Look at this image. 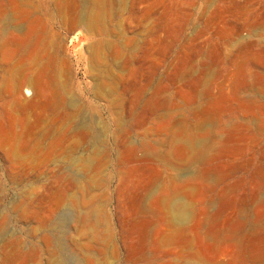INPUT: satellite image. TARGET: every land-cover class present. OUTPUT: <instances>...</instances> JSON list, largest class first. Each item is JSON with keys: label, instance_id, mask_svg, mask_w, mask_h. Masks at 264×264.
<instances>
[{"label": "rangeland", "instance_id": "1", "mask_svg": "<svg viewBox=\"0 0 264 264\" xmlns=\"http://www.w3.org/2000/svg\"><path fill=\"white\" fill-rule=\"evenodd\" d=\"M0 264H264V0H0Z\"/></svg>", "mask_w": 264, "mask_h": 264}, {"label": "bare ground", "instance_id": "2", "mask_svg": "<svg viewBox=\"0 0 264 264\" xmlns=\"http://www.w3.org/2000/svg\"><path fill=\"white\" fill-rule=\"evenodd\" d=\"M34 72H35V71H34ZM30 77H31V76H30ZM32 77H33V76H32ZM28 78H29V77H28ZM31 81H32V80H31ZM31 81H30V82H31ZM30 82H29V84H27V85H28L29 87H32V86H30ZM34 84H35V82H34ZM34 86H35V85H33L32 88H34ZM34 89H36V86H35ZM27 90H28V89H27ZM29 90H30V89H29ZM35 91H36V90H35ZM33 92H34V91H33ZM35 93H36V92H34V94H35ZM36 94H37V93H36ZM39 94H40V92H39ZM39 94H38V95H39ZM42 94H43V93H42ZM26 95H27V94H26ZM28 96H29V95H28ZM26 97H27V96H26ZM31 97H32V96H31ZM34 97H35V96H34ZM27 99H28V98H27ZM38 99H39V98H38ZM28 100H29V99H28Z\"/></svg>", "mask_w": 264, "mask_h": 264}]
</instances>
